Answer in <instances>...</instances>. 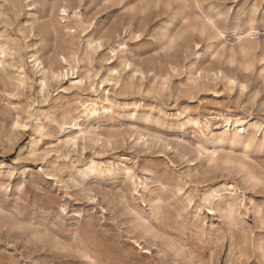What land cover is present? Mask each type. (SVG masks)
Returning <instances> with one entry per match:
<instances>
[{"label": "rangeland", "instance_id": "374dc122", "mask_svg": "<svg viewBox=\"0 0 264 264\" xmlns=\"http://www.w3.org/2000/svg\"><path fill=\"white\" fill-rule=\"evenodd\" d=\"M0 264H264V0H0Z\"/></svg>", "mask_w": 264, "mask_h": 264}, {"label": "bare ground", "instance_id": "6f19581e", "mask_svg": "<svg viewBox=\"0 0 264 264\" xmlns=\"http://www.w3.org/2000/svg\"><path fill=\"white\" fill-rule=\"evenodd\" d=\"M63 14H65L66 13V9L65 8H61V10H60ZM126 43L125 42H122V43H119L118 44V47H121V49H125L126 48ZM125 59V58H124ZM64 62L66 63V60H64ZM35 64V65H34ZM33 65L34 66H37L36 68H38V69H40L39 71H42V74L43 75H45V73H46V69H45V67H44V65H43V63L40 61V60H38V59H34V63H33ZM69 65V64H68ZM124 65H128V66H130L131 65V63L129 62V61H127V60H125L124 61ZM33 66V67H34ZM115 74V73H114ZM117 74V73H116ZM53 76L55 77H53L54 79H58L57 77V75L56 74H53ZM116 76V75H115ZM115 76L113 77V78H115ZM62 77V76H61ZM120 80V79H119ZM45 81V80H44ZM115 84H116V82L115 81H113ZM44 83V82H43ZM75 83H81V80H78L77 82H74V84ZM81 85V84H80ZM94 111V110H93ZM96 111V110H95ZM91 117V116H90ZM18 120V119H17ZM230 119H226L225 120V133H227V134H231V135H233V136H237V135H239V133L242 131L241 129H243V131H244V128H242L243 126H244V124L242 123V122H235V124H232V123H230V121H229ZM197 125V124H196ZM15 126H18V122L16 121L15 122ZM226 128H229L228 129V131L226 130ZM230 131H232V132H230ZM81 133H82V135L84 136V134H86V132H83V131H80ZM82 136V137H83ZM74 142V141H73ZM206 152V151H205ZM210 154V153H209ZM214 154V152H211V154L210 155H213ZM210 161H211V159H210ZM97 165L96 164H91L90 165V167L91 168H95ZM241 166V165H240ZM129 175H130V173H129ZM131 176V175H130ZM212 195L211 194H209L208 196H207V199H206V201H208L209 200V198L211 197ZM213 197V196H212ZM211 200V199H210ZM210 202V201H209ZM212 207V206H211Z\"/></svg>", "mask_w": 264, "mask_h": 264}]
</instances>
